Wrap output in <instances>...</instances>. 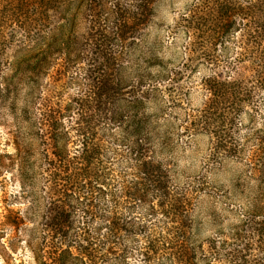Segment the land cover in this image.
<instances>
[{"label": "rangeland", "instance_id": "374dc122", "mask_svg": "<svg viewBox=\"0 0 264 264\" xmlns=\"http://www.w3.org/2000/svg\"><path fill=\"white\" fill-rule=\"evenodd\" d=\"M22 1L0 0V264H34L29 244L43 245L41 238L52 235L45 215L53 206V184L65 175L56 171L53 154L61 149L77 162L83 130L105 154L95 171L130 181L133 161L114 140L126 132L136 100L155 127L154 160L168 171L172 188L189 194L198 241L224 232L223 256L206 264H264V90L250 63L233 66L237 57L249 55L245 44H251L242 32L232 29L222 50L212 31L189 27L183 17L197 0H157L146 25L139 21L140 0H103V7L82 6L78 12L73 6L60 11L58 0ZM63 29L74 35V52L70 58L38 53L48 63L37 72L34 45L53 33L57 41ZM214 76L238 79L250 97L244 99L236 86L240 101L234 94L212 101L206 82ZM119 77L125 79L117 85ZM113 112L122 116V125H110ZM44 114L58 118L56 129L43 122ZM53 132H59L57 144ZM124 202L122 197L118 215L127 212ZM133 207L137 216L144 212ZM141 238L127 245L143 247ZM136 261L133 256L127 264Z\"/></svg>", "mask_w": 264, "mask_h": 264}, {"label": "trees", "instance_id": "16d2710c", "mask_svg": "<svg viewBox=\"0 0 264 264\" xmlns=\"http://www.w3.org/2000/svg\"><path fill=\"white\" fill-rule=\"evenodd\" d=\"M19 1L17 3L23 4L22 0ZM61 1L64 8L60 5V8L56 6L55 9L59 8L63 12L70 10L72 6L73 11H77L82 6L103 7L107 4L103 0H58ZM40 2L49 5L56 0ZM156 2L157 0H140L137 6L144 10V14H140L142 20H139L142 25L152 20ZM115 10L118 9L113 6L111 12L114 14ZM133 15L135 18L139 14L133 12ZM109 19L105 16V25H109ZM183 21L189 27H196L201 33L208 29L212 31L215 43L222 50L228 48L231 30L239 29L251 46L245 44L249 55L245 58L242 55L237 57L233 66L242 61L250 63L257 87L264 90V0H248L245 3L239 0H197L188 8ZM73 36L66 34L65 29L59 34L57 41L54 39V33L49 34L48 38L42 36L40 42L34 45V48H37L36 64H39L36 66L39 69L37 72L47 67L48 63V58H41L38 53L51 55L59 52L70 58L75 49L69 46ZM64 46L67 49H63ZM117 68L119 69V66ZM121 79L125 78L119 77L117 85L122 83ZM237 82L239 81L235 78L222 80L219 76H214L206 82V89L213 98L212 101L223 102L227 94H234L233 97L240 101L242 98L235 94L237 88L242 90L244 99L249 98L250 92L243 93L246 86L243 90ZM229 97L232 99V96ZM141 106L139 100L131 106L133 114L126 120V132L114 140L118 142V148L124 147L122 154L129 156L133 161L130 181H116L108 172L99 174L100 168L98 172L95 171L96 163L100 167L105 154L101 152L99 144L95 143L93 147L85 130L81 135L83 143L80 152L73 158L77 162H72V157L68 160L67 154L63 155L61 149H57L56 154H53L52 161L56 164V171L65 175L57 178L60 184L54 182L53 186L57 188L52 189L49 198L53 206L48 208L45 215L47 225L52 226V235L41 238L43 245L34 247L29 244L34 264H127L133 256L138 259L136 264H206L209 259L216 260L223 256L222 249L227 243L222 237L223 231L207 239L206 248V242H199L195 236L192 230L191 206L187 198L189 194L185 189L172 188L168 171L154 160L152 149L156 140L152 131L155 127L150 126L148 117L139 113ZM43 117V122L46 120L53 123L54 129L57 128L58 118L51 119L50 115L45 114ZM120 117L122 116L113 112L109 119L110 125H122L124 121ZM58 133L51 134L55 144L60 136ZM111 133L114 135V131ZM46 138L45 136V142ZM166 142L165 136L161 144ZM119 195L124 198V204L128 205L127 212L122 215L116 212L122 198ZM135 204L144 210L139 216L133 214ZM248 221L250 220L247 218L245 222ZM138 234H142L144 246H128L127 241ZM240 237L238 233L237 238ZM235 254L233 258H239V252Z\"/></svg>", "mask_w": 264, "mask_h": 264}]
</instances>
